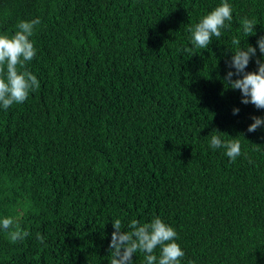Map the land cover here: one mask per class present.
Returning a JSON list of instances; mask_svg holds the SVG:
<instances>
[{
  "label": "trees",
  "instance_id": "obj_1",
  "mask_svg": "<svg viewBox=\"0 0 264 264\" xmlns=\"http://www.w3.org/2000/svg\"><path fill=\"white\" fill-rule=\"evenodd\" d=\"M221 3L0 0L2 35L41 20L25 66L40 88L0 107V220L30 233L0 230V264H110L112 222L155 217L176 230L181 264H264V126L247 131L264 110L223 79L233 38L264 36V0H228L231 28L195 48L189 28ZM217 129L240 141L235 162L209 146Z\"/></svg>",
  "mask_w": 264,
  "mask_h": 264
},
{
  "label": "clouds",
  "instance_id": "obj_2",
  "mask_svg": "<svg viewBox=\"0 0 264 264\" xmlns=\"http://www.w3.org/2000/svg\"><path fill=\"white\" fill-rule=\"evenodd\" d=\"M232 20V5L228 0H222L218 7L204 16L193 28H189L193 46L209 48L213 37L219 40L222 30L231 28ZM240 23L243 35L253 36L256 21L245 17ZM40 24L39 17L30 21L21 20L16 24L12 36L0 34V107L4 110L14 104L24 103L31 92L40 88L37 76L25 68L26 64L37 56V49L31 38ZM232 43L238 47L235 53H232L228 67L235 71H228L223 79L229 88L240 91L242 104H252L256 109L264 110V60H255L257 71H246L250 61L257 56V47L261 57H264V36L257 40V47L250 44H247L246 48L239 47L241 40L238 37H234ZM239 111V108H234L233 115ZM251 119L254 122L247 129L249 133H254L264 126V117L253 116ZM214 131L217 134L211 135L209 146L213 150L225 149V155L235 162L242 155L240 141L236 138L223 141L221 136L225 133L218 129ZM112 227L114 231L109 245L110 264H134L133 257L137 252L144 254L145 264H181L185 256V252L176 242L179 239L176 230L164 223L160 217H155L148 223L133 219L127 226L130 230L126 232L121 231L120 219L113 221ZM0 230L7 232L12 243L22 242L30 235L20 227L19 217H5L0 220ZM37 239L41 244L45 243V237L39 233ZM157 248L160 250L159 256L154 254Z\"/></svg>",
  "mask_w": 264,
  "mask_h": 264
}]
</instances>
